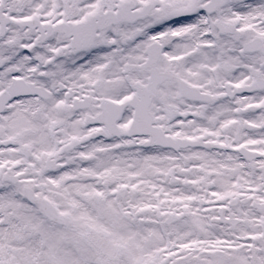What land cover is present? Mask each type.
Here are the masks:
<instances>
[{
	"label": "snow or ice",
	"instance_id": "1",
	"mask_svg": "<svg viewBox=\"0 0 264 264\" xmlns=\"http://www.w3.org/2000/svg\"><path fill=\"white\" fill-rule=\"evenodd\" d=\"M0 264H264V0H0Z\"/></svg>",
	"mask_w": 264,
	"mask_h": 264
}]
</instances>
